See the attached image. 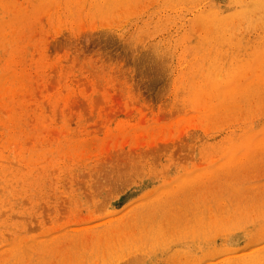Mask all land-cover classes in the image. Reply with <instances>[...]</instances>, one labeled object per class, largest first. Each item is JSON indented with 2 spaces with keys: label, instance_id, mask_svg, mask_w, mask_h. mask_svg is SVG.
I'll use <instances>...</instances> for the list:
<instances>
[{
  "label": "rangeland",
  "instance_id": "374dc122",
  "mask_svg": "<svg viewBox=\"0 0 264 264\" xmlns=\"http://www.w3.org/2000/svg\"><path fill=\"white\" fill-rule=\"evenodd\" d=\"M264 264V0H0V264Z\"/></svg>",
  "mask_w": 264,
  "mask_h": 264
},
{
  "label": "bare ground",
  "instance_id": "6f19581e",
  "mask_svg": "<svg viewBox=\"0 0 264 264\" xmlns=\"http://www.w3.org/2000/svg\"><path fill=\"white\" fill-rule=\"evenodd\" d=\"M115 264V263H114ZM251 264V263H250Z\"/></svg>",
  "mask_w": 264,
  "mask_h": 264
}]
</instances>
